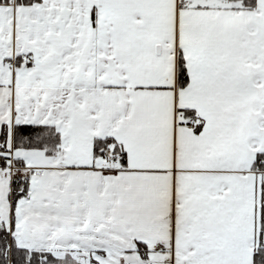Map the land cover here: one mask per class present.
I'll list each match as a JSON object with an SVG mask.
<instances>
[{"label":"snow or ice","instance_id":"obj_1","mask_svg":"<svg viewBox=\"0 0 264 264\" xmlns=\"http://www.w3.org/2000/svg\"><path fill=\"white\" fill-rule=\"evenodd\" d=\"M0 264H264V0H0Z\"/></svg>","mask_w":264,"mask_h":264}]
</instances>
